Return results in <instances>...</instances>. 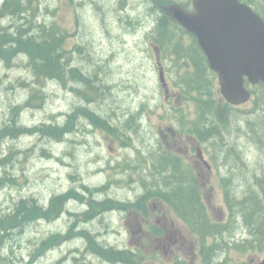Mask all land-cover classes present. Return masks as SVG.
Segmentation results:
<instances>
[{
  "label": "rangeland",
  "instance_id": "obj_1",
  "mask_svg": "<svg viewBox=\"0 0 264 264\" xmlns=\"http://www.w3.org/2000/svg\"><path fill=\"white\" fill-rule=\"evenodd\" d=\"M164 1L169 4H160V0H30L32 6L27 4L31 15L38 17L33 26H51L54 22L61 27L69 64L93 81L98 88L97 95L83 98L75 90L85 88V83L70 77L66 85L49 82L47 86L46 83L42 108L22 109L36 86L35 78L25 59H15L10 68L0 60V129L13 119L15 106L22 109L18 112L19 122L36 127L47 122L63 125L73 110L85 105L118 130L111 135L98 129L90 118L81 116L75 120L72 132L61 141L41 134L9 141V147L17 154L5 169L17 184L0 190L2 211L12 210L21 199H36L39 205L46 206L54 195H64L70 190L82 196V199L74 196L62 215L27 225L14 240V261L23 258L29 261L32 255L36 256L42 242L61 233L68 238L59 239L56 246L45 250L35 264H129L106 261L91 254L83 229L107 248L130 250L144 259V264H254L264 259V251L237 248V243L250 239V232L243 216L236 209L232 211L238 201L242 203L253 192L260 194L264 187L258 182L264 178V90L257 88L252 100L244 106L229 107L215 77L210 84L216 108L208 115L201 114L193 97L187 98L181 91V87L187 89L184 79L193 67L185 63L183 54L179 57L178 53H157L152 40L156 20L165 14L162 6L188 4L191 0ZM0 9L4 11L1 5ZM24 15L29 17L30 13ZM15 19L0 13V28L27 22L26 18ZM171 31L168 28L169 34ZM174 40L184 46L190 42L182 38ZM162 67L167 88L159 79ZM165 89L171 94V101L166 98ZM195 126L219 129V135L208 138L203 145L213 175L206 173L204 178L198 177L193 161H189L188 168L197 181V194L207 206L210 219L228 228L223 239L219 237L220 247L211 253L208 263L204 261L206 250L201 258L198 248L193 252L194 226L184 222L174 210V217L179 219L175 220L190 241L191 254L182 261L157 259L151 234L155 220L150 212L161 197L158 190H147L157 186L160 178L156 177H168L169 173L163 167L159 169L161 174L155 172L151 177L149 165L160 160L156 152H167L158 132L161 129L169 133V128L179 132L184 128L190 133ZM194 158H198L197 153ZM203 169L206 172V167ZM0 174L4 177L3 170ZM183 179L188 181L190 177ZM147 193L152 195L149 200L141 197L137 202L147 208V222L139 215L144 207L122 209L113 204V201H135ZM91 197L109 202L102 213L98 210L89 213ZM166 205L172 206L170 202ZM232 213L236 214L233 223ZM214 241L210 239L209 246Z\"/></svg>",
  "mask_w": 264,
  "mask_h": 264
},
{
  "label": "trees",
  "instance_id": "obj_2",
  "mask_svg": "<svg viewBox=\"0 0 264 264\" xmlns=\"http://www.w3.org/2000/svg\"><path fill=\"white\" fill-rule=\"evenodd\" d=\"M163 1L164 0H160V3L169 4L168 1ZM242 1L252 6L255 11L264 19V0ZM29 3H31L32 6V2H30V0H7V2L4 4V11L0 12L5 13V15L10 16L11 18L13 17L12 19H18L21 17L19 21H23V18H26L27 21L26 23L19 26L6 27L5 29L0 28V60L4 61L8 68H10L13 66V61L15 59H25L28 69L35 78L36 86L32 89L28 102L25 103V105L21 108L29 110L42 108L45 98L44 90L46 83L55 81L66 85L70 77L85 83V88L75 90L77 93L83 96V98L89 99L91 94L96 96L98 88L92 84L93 81L83 74L80 69H77V67L75 68V66H73L71 63L69 64L70 59L66 56V51L63 48L65 34H61V27L55 23L51 26H33V23H35L34 21H36L38 17L31 15V11L27 8V4ZM180 5L187 9L191 5V2ZM24 13H30L29 17H26ZM163 18L167 25H165V29L168 30V28L171 27L170 24L181 29L180 26L166 14H164ZM162 29L164 30V27ZM191 45L195 46L196 44ZM178 54L179 57L181 54H183V58L186 60H191L194 64L193 71L189 73L187 79H184L187 89H182L181 87L183 95H186L187 98L193 97V101L198 104V111H200L201 114H210L211 111L216 108L214 107L216 98L212 92V85L210 84L212 83L211 79L214 80L216 76L210 72L205 59L200 58L201 56L198 57L196 53L191 51L188 53ZM22 84L27 85L24 82ZM39 85L41 87L37 88ZM257 88L264 90L263 85L254 87L255 94ZM91 100L93 99L91 98ZM21 108L19 106H15L12 110L13 119L9 121L10 123L4 124L2 129H0V170H3L4 172V177L0 174V190L8 188L9 184L12 186L17 184L15 179L8 177L7 171L5 169L13 162L14 156L17 154L13 147H9L10 140L14 141L24 136L41 134L61 141L67 134L72 132V129L75 125V120L81 116L84 118H90L94 121V125L97 128H102V130L107 131L111 135H115L116 131L118 130L117 127H114L110 124L111 122H108L103 118L100 119L94 110H91V107H85V105L84 107H79L73 110L67 116V120L63 125L43 123L40 126L27 127L22 125L18 120L19 113L22 110ZM78 112L79 114H77ZM192 134H197L200 138L206 136V139H208L212 136H218L219 129L214 126L210 128L205 127L204 129H202L200 126H195L192 129ZM165 167L166 168H164V170L168 172L167 166ZM173 173L177 174L176 171ZM156 174H161V171L157 170ZM190 174L193 175L191 171ZM156 179H159V182L156 184L157 186L152 189L149 188L147 192L150 190H158L157 192L160 194V196L162 195V192L167 193V191L172 190L180 192L179 194H176V200L179 201L176 203V208L179 209L178 214L182 219L194 226L198 233L201 232L200 236L203 240L202 245L206 250L205 253H207V255L205 254L204 261L209 263L211 259V253L220 247L218 243L221 241H218V238L221 237V239H223V234L226 233L228 225L216 223L210 219L206 205L200 201V194H197L196 189L198 188V185L194 177H190L188 181L183 179V177L179 178L171 176L156 177ZM263 180L259 179L258 181L261 186L264 184ZM82 195H84V193H82ZM74 196H77L78 198L82 197L76 190H70L64 195H54L47 206L39 205L36 199H21L10 211L4 212L0 208V264H35L36 260L46 252L45 250L56 246L59 239L64 240L67 234L62 235L61 233H58L52 235L47 240L42 242L36 256L32 255L29 261L26 262V259L23 258L16 259V262L13 259L15 257L13 244L14 240L19 235H22V233L27 228V225L41 221L46 222L48 219L51 220L56 218L58 215H62L67 210V203H69ZM151 196L152 195L150 193H147L141 197H146L149 200ZM93 198L91 197V199L88 200V207L90 209L89 213H91L92 210H98L100 213H102L103 208H105L109 202L105 203L98 201L95 197ZM171 198L172 196L169 193H167L165 197L163 196V199L167 203L171 202ZM117 203L118 202L115 203V201H113V204L117 205L119 208L126 209V207H129V205L126 203L120 202L118 203L120 205ZM237 203L235 206H232V211L237 208V212L243 216L246 227L250 232V239L244 240L242 243H237V248H239L241 251L255 250L256 252H263L264 187L262 188L260 194L258 193L257 195H254L253 192L245 200H242V203L240 201ZM42 211L47 219L42 214ZM33 214L35 216H39L34 217ZM235 218L236 214L232 213L231 223L235 221ZM83 230L82 235L88 239L87 243L89 246L87 248L91 249L93 252H91V254L97 257H102L104 260L114 263H117L115 261H119L121 263L127 262L129 264H144V259L141 260L140 256L133 254L130 250H119L111 247L107 248L102 242L99 241V239L98 241H95L90 237L87 231ZM68 235H70V231L68 232ZM212 238H214L215 241L212 246H209L208 242ZM224 242L227 243L225 239ZM224 248L225 247H223V249ZM74 261L76 262L77 258H74Z\"/></svg>",
  "mask_w": 264,
  "mask_h": 264
},
{
  "label": "water",
  "instance_id": "obj_3",
  "mask_svg": "<svg viewBox=\"0 0 264 264\" xmlns=\"http://www.w3.org/2000/svg\"><path fill=\"white\" fill-rule=\"evenodd\" d=\"M192 6L193 11L178 4L164 10L197 38L218 74L223 98L235 106L246 104L252 95L246 80L264 85V20L241 0H192Z\"/></svg>",
  "mask_w": 264,
  "mask_h": 264
},
{
  "label": "flooded vegetation",
  "instance_id": "obj_4",
  "mask_svg": "<svg viewBox=\"0 0 264 264\" xmlns=\"http://www.w3.org/2000/svg\"><path fill=\"white\" fill-rule=\"evenodd\" d=\"M159 24V25H158ZM165 20L162 17H158L156 20V25L154 27L155 34L152 37L153 42L156 43L153 44V47L155 48V51L159 54L169 52L177 54V53H188L193 52L198 55V57L205 59L207 62V59L204 55V52L202 48L198 44L197 38L187 33L180 25L179 29L177 26H173L170 24V29H172L171 33L169 34L168 30L165 29ZM167 26V25H166ZM164 27V30L162 29ZM174 27V28H173ZM177 28V29H176ZM162 30V31H161ZM185 32H184V31ZM177 31V32H176ZM175 32V33H174ZM174 33V34H173ZM180 33H183V35L180 37ZM170 36H169V35ZM179 40L180 38L190 40L188 45H177L175 43L174 38ZM176 35V36H174ZM172 38V39H171ZM172 43L173 46L171 45ZM189 44H196L195 46H191ZM175 46V47H174ZM175 48V49H174ZM175 50V51H173ZM185 63L189 64L194 69V64L191 60H184ZM208 63V62H207ZM161 63H158L160 66ZM162 66V65H161ZM163 68V67H162ZM159 69L160 70V76H166L165 69ZM168 92V90H167ZM165 92V93H167ZM171 94L167 93L166 98H168L169 101H171ZM175 102V101H172ZM209 128V127H208ZM169 133H167L164 130L159 129V136L161 140L165 143L167 152H161L157 151L158 156L160 160L152 161L153 164L149 165L150 171H151V177L157 170H161L163 167L167 166V169L169 171L168 176L170 177H192L190 174V168H188L189 161L195 162V170L198 171V177L204 178L205 174L207 173V176L213 175L212 171V165L211 163L206 159L205 152L203 151V145L204 141L208 140L206 139V136L203 138H200L197 134H192V132H186L183 128L182 130L174 131L173 129L168 130ZM171 133V134H170ZM201 141V142H200ZM203 141V142H202ZM169 147V149L167 148ZM175 150V152L173 151ZM195 153H197L198 158L195 159ZM158 159V158H157ZM160 162H164L165 165L161 166ZM160 164L159 167H157ZM167 164V165H166ZM206 167V172L203 169ZM174 171L177 172V174L173 173ZM176 175V176H175ZM194 177V175H193ZM167 193L171 194L172 198L171 205L167 206V202L163 199V196L165 197ZM162 192L161 198H157L158 201H156V204L151 206V212L152 218H154L155 222L152 221V224L154 226V231L151 232L152 236L155 240V249H154V255L157 257V259H173L176 258L178 260H185L186 257H188L191 254L192 248L190 241L186 237L185 233L180 228V225L177 223L179 220L178 218L174 217V210L178 212L179 209L176 208V203L179 201L176 200V194H179V191H167ZM166 194V195H165ZM202 200V199H201ZM139 208L142 209V206L139 205ZM147 210V208H144ZM139 215L142 217L144 222H147L145 220V213H143V210L140 211ZM176 219V220H175ZM185 222V221H184ZM183 222V223H184ZM196 243H192L193 245V252L196 251V248H198L199 257L204 256V246L202 245V238L200 236V232H196ZM188 259V258H187ZM181 260V261H182Z\"/></svg>",
  "mask_w": 264,
  "mask_h": 264
},
{
  "label": "bare ground",
  "instance_id": "obj_5",
  "mask_svg": "<svg viewBox=\"0 0 264 264\" xmlns=\"http://www.w3.org/2000/svg\"><path fill=\"white\" fill-rule=\"evenodd\" d=\"M151 1H152V0H151ZM0 2H2V3L0 4L1 7L4 8V7H5L4 4L7 2V0H0ZM152 3H153V2H152ZM1 11H2V10L0 9V12H1ZM24 14H25V13H24ZM30 17H31V16H30ZM12 18H13V17H12ZM20 23H21V22H20ZM20 23H19V24H20ZM44 24H45V23H44ZM53 24H54V22H53ZM39 25H40V24H39ZM49 25H50V24H49ZM49 25H48V26H49ZM158 25H159V24H158ZM173 28H174V27H173ZM176 29H177V28H176ZM59 31H60V30H59ZM161 31H162V30H161ZM10 32H11V31H10ZM176 32H177V31H176ZM174 33H175V32H174ZM174 33H173V34H174ZM61 34H63V33L61 32ZM168 35H169V34H168ZM169 36H170V35H169ZM174 36H176V35H174ZM171 37H172V34H171ZM176 37H177V36H176ZM172 38H174V37H172ZM172 38H171V39H172ZM177 39H178V38H177ZM177 39H176V40H177ZM178 42H179V41H178ZM176 43H177V42H176ZM174 44H175V43H174ZM171 45L173 46V43H172ZM174 47H175V46H174ZM174 49H175V48H174ZM173 51H175V50H173ZM174 53H175V52H174ZM172 54H173V53H172ZM28 56H29V55H28ZM21 61H22V60H21ZM23 61H24V60H23ZM23 63H24V62H23ZM70 67H71V66H70ZM75 68H76V67H75ZM77 69H78V68H77ZM27 71H28V70H27ZM53 82H55V81H53ZM51 83H52V82H51ZM59 84H60V83H59ZM61 84H62V83H61ZM47 86H48V83H47ZM47 86H46V87H47ZM77 87H78V86H77ZM72 88H73V87H72ZM75 89H76V88H75ZM79 89H80V88H79ZM81 90H82V89H81ZM83 92H84V91H83ZM44 95H46V93H45ZM91 104H92V103H91ZM75 107H77V106H75ZM73 109H74V107H73ZM89 109H90V108H89ZM91 110H92V108H91ZM93 113H94V112H93ZM66 114H68V113H66ZM83 118H84V117H83ZM101 119H102V118H101ZM87 120H88V119H87ZM104 121H105V120H104ZM47 123H48V122H47ZM51 123H52V122H51ZM61 123H62V122H61ZM62 124H63V123H62ZM91 125H92V124H91ZM93 126H94V125H93ZM98 129H99V128H98ZM67 136H68V135H67ZM64 139H65V138H64ZM262 180H263V178H262ZM263 181H264V180H263ZM263 186H264V185H263ZM260 189H261V188H260ZM260 191H261V190H260ZM254 193H255V192H254ZM236 202H237V201H236ZM234 203H235V202H234ZM237 204H238V203H237ZM28 205H29V204H28ZM204 206H205V205H204ZM44 209H46V208H44ZM236 209H237V208H236ZM234 210H235V209H234ZM60 212H61V211H60ZM39 214H40V213H39ZM42 214L44 215L43 211H42ZM42 214H41V215H42ZM33 215H34V214H33ZM36 215H37V214H36ZM43 215H42V217H43ZM37 216H39V215H37ZM37 216L34 215V217H37ZM44 216H45V215H44ZM34 217H33V218H34ZM45 217H46V216H45ZM46 219H47V217H46ZM36 220H37V219H36ZM42 220H43V219H42ZM183 220H184V219H183ZM31 222H32V221H31ZM31 222H30V223H31ZM185 222H186V221H185ZM199 226H200V225H199ZM199 226H198V227H199ZM246 229H247V227H246ZM200 233H201V232H200ZM200 235H201V234H200ZM223 235H224V234H223ZM218 236H219V235H218ZM209 237H210V236H209ZM218 239H219V238H218ZM218 245H219V244H218ZM88 246H89V245H88ZM223 247H224V246H223ZM6 249H7V248H6ZM76 251H77V250H76ZM214 252H215V251H214ZM220 252H221V251H220ZM5 253H6V252H5ZM214 255H215V254H214ZM218 255H219V254H218ZM213 258H215V257H213ZM117 264H118V263H117Z\"/></svg>",
  "mask_w": 264,
  "mask_h": 264
}]
</instances>
